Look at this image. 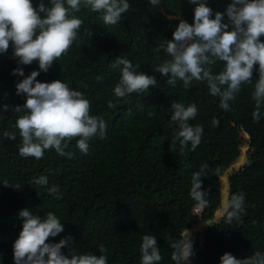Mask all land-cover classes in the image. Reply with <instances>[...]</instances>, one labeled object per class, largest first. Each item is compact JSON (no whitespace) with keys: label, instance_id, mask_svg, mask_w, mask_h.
Wrapping results in <instances>:
<instances>
[{"label":"trees","instance_id":"16d2710c","mask_svg":"<svg viewBox=\"0 0 264 264\" xmlns=\"http://www.w3.org/2000/svg\"><path fill=\"white\" fill-rule=\"evenodd\" d=\"M40 2L32 0L33 7ZM230 2L207 0V5L213 13H224ZM43 3L48 6L49 0ZM128 3V12L114 26L104 25L98 13L82 7L74 14L83 22L78 39L47 73L37 77L39 82L61 80L82 92L90 102V115L106 121V137L93 138L86 155L77 148L75 139L65 149L73 153L71 159L55 150H46L39 160L19 155V133L16 140H10L3 132L12 130L21 115L12 109L25 102L15 88L24 77L11 74L17 67L11 46L6 54H0V264H14L13 243L23 223L18 212L24 208L41 218L47 212L54 213L65 230L50 237L49 242L71 236L76 253L101 255L98 248L103 244L107 264H140L143 236L153 235L162 256L159 264H174L171 244L198 221L192 213L198 203L190 196L193 173L207 166L206 178H201L207 201L202 219L209 222L222 207L220 175L239 155L241 131L252 139L264 132V114L259 122L252 119V91L258 72H253L252 84L241 86L230 102L231 111L219 107V97L211 96L205 84L193 81L185 89L177 80L173 87L168 85V77L155 73L157 65L168 59L163 51H157L158 44L172 39L180 20L193 23L195 5L188 0H161L155 7L148 0ZM118 56L138 64L136 71L154 75L157 84L109 109L107 102L113 99V88L120 78L119 71L110 65ZM21 67L25 76L39 71L37 61ZM211 67L218 73L223 64L217 62ZM173 101L198 108L196 118L189 121L192 126L203 127L201 143L194 151L189 144L180 154L179 142L175 150L172 148L174 126H169V119ZM261 111L264 113V108ZM148 112L155 116L149 117ZM213 119L219 121L218 126L213 127ZM240 174L242 180L229 177L226 212L203 228L198 234L201 241L196 235L194 255L188 264H220L226 252L238 259L257 251L264 254V142L250 155ZM40 175L48 177V186L60 188V199L34 183ZM238 194L244 196L245 211L229 224L230 202ZM69 251L62 249L65 255Z\"/></svg>","mask_w":264,"mask_h":264},{"label":"clouds","instance_id":"9594fccd","mask_svg":"<svg viewBox=\"0 0 264 264\" xmlns=\"http://www.w3.org/2000/svg\"><path fill=\"white\" fill-rule=\"evenodd\" d=\"M148 2L155 7L161 0ZM188 2L195 5L193 23L180 20L172 33V39H165L158 44L157 51H163L168 59L157 65L155 73L168 77L167 83L173 87L177 80L183 82L185 89L190 88L193 81L203 83L211 96L219 97V107L224 111H231L230 102L236 99L242 85L252 84L253 72L256 71L258 79L252 91V100L255 102L252 119L259 122L264 114L261 111L264 108V41L261 40L264 37V0H231L224 13H213L207 0ZM82 7L98 13L104 25L114 26L128 12L130 5L128 0H49V5L45 6L41 0L33 7L32 0H0V54H6L11 46L13 58L17 60V67L11 74L24 77L15 85L16 94L25 97L23 105L12 109L21 115L15 120L12 130H5L3 136L16 140L17 132L19 133L21 157L39 160L46 150H55L59 156L71 159L73 153L66 152L65 149L73 139L76 140L77 148L86 155L93 138L103 140L106 137V121L100 116L90 115V102L82 92L73 90L61 80H37L40 73H47L53 63L66 55L73 42L78 39L83 22L74 14L80 12ZM34 61L38 62L39 71H32L25 76L21 65H31ZM217 62H222L223 68L218 73H213L211 66ZM110 66L119 71L120 78L113 88V99L107 102L109 109L127 102L126 98L131 94L148 92L157 84L154 75L136 71L139 65L134 66L121 56L116 57ZM4 108L6 110L8 106L5 105ZM170 110L172 115L169 126H174L171 141L173 150L179 142L180 154L185 152L189 144L194 151L200 145L203 135L202 126H192L189 123L198 115L197 106L190 104L186 107L173 101ZM138 111H135V115ZM147 115L153 117L155 113L148 112ZM212 124L216 127L219 121L213 119ZM263 134L264 132L252 139L247 132L241 131L242 145L235 161L243 154V141L249 145H257L251 152H245L244 165L227 175V188L229 177L235 171L241 173L250 155L263 144L264 140L258 143ZM245 135L249 136L248 139H245ZM204 167L192 175L190 196L198 203L193 206L192 213L198 221L208 224L214 220L205 222L202 219L205 214L203 206L207 203L201 179L206 178ZM240 176L242 180L243 177L241 174ZM34 183L45 187L48 195L61 198L60 188L57 185L48 186L46 175H40ZM3 184L8 187L7 181ZM228 193V189H222V205H227ZM225 195L226 202L223 201ZM196 207L204 212L202 216L198 217L193 211ZM230 209L227 214L229 224L234 219L239 220L240 214L245 211L243 194L232 197ZM219 210L221 214L218 217L221 218L226 209L221 207ZM18 217L23 223L18 238L13 243L14 264H107V248L103 244L98 248L101 255H93L76 253L71 247V236H66L59 242H49L50 237L55 238L65 230L54 213L47 212L41 218L24 208L19 210ZM198 221L190 229H184L178 242L171 244L174 249V264H188L189 258L194 255L192 243L202 231L192 238L190 234L193 228H197ZM198 238L200 240L201 236L198 235ZM64 248L70 249L68 255L62 252ZM140 252V264H159L162 260L153 235L143 236ZM220 264H264V254L257 251L250 257L238 259L226 252L220 257Z\"/></svg>","mask_w":264,"mask_h":264},{"label":"water","instance_id":"95a60500","mask_svg":"<svg viewBox=\"0 0 264 264\" xmlns=\"http://www.w3.org/2000/svg\"><path fill=\"white\" fill-rule=\"evenodd\" d=\"M248 135H245V139H248ZM262 140H264V134L261 136V138L258 140V143H260ZM256 143H253V144H251V145H249L247 148H242V152H243V154L242 155H240L239 156V158H238V160L237 161H235L233 164H231L225 171H224V173H223V175H221L220 176V179L223 181V182H225L226 180H227V175L229 174V173H231L232 171H234L235 169H238V168H240L241 166H243L244 165V163H245V157H246V155H245V152H251L252 151V149L254 148V147H256ZM223 201L224 202H226V195L225 196H223ZM226 207H227V205H226V203H224L223 205H222V208H224V209H226ZM221 214V210H215V212H214V215H215V217H217V216H219ZM196 228V227H195ZM189 237V236H188ZM189 239V238H188ZM186 264H187V262H186Z\"/></svg>","mask_w":264,"mask_h":264},{"label":"rangeland","instance_id":"374dc122","mask_svg":"<svg viewBox=\"0 0 264 264\" xmlns=\"http://www.w3.org/2000/svg\"><path fill=\"white\" fill-rule=\"evenodd\" d=\"M247 142L246 141H243V146L245 148L248 147L249 144H246ZM231 175V174H230ZM234 179L235 180H240L241 179V176H240V173L238 171H235V174H234ZM222 186H223V189L226 191L228 188H227V181L226 182H222ZM226 194V193H225ZM193 211L198 215V217L202 216L204 214V212L202 213V210L200 209V207H196L193 209ZM218 219H220V217H214V221H218ZM207 223H203L202 221H198V223L196 224L197 228H193L191 231L192 233L190 234L191 235V238L198 232L200 233L203 229L204 226H206ZM200 241H201V238H200Z\"/></svg>","mask_w":264,"mask_h":264}]
</instances>
